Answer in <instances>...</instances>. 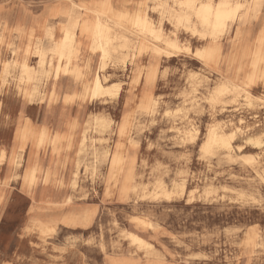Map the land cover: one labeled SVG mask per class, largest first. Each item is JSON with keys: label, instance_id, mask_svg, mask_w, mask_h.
Returning a JSON list of instances; mask_svg holds the SVG:
<instances>
[{"label": "rangeland", "instance_id": "374dc122", "mask_svg": "<svg viewBox=\"0 0 264 264\" xmlns=\"http://www.w3.org/2000/svg\"><path fill=\"white\" fill-rule=\"evenodd\" d=\"M102 1L0 0V27L6 28L5 42L0 46L2 61L9 60L8 49L18 45L19 28L27 29L28 33L37 30L33 34L42 38L44 28L54 26L60 35L62 19L53 17L54 12L76 10L77 6ZM111 1L117 11L146 10L159 26L162 18L155 9L168 0ZM236 26L221 42L224 52L233 43L238 48L255 47L264 32V5L256 17L241 24L239 38ZM162 29L168 37L174 36L175 28L168 20H163ZM177 34L180 45L190 48L189 53L183 51L176 58L162 56L152 61L149 55L132 60L130 51L123 61L127 52H118L108 61L103 78L107 85L121 84L118 99L107 98L94 104L81 99L67 105L63 97L76 84L63 78L57 83V99L48 108L36 103L23 104L13 78H9L5 88L0 86V145L6 147L11 144L14 120L22 106H27L28 115L37 124H42L49 110L53 114L48 121L52 127L62 113L78 118L82 130L96 118L110 121L112 126L106 131L95 134L90 130L87 143L90 146V139L94 138L105 146L109 144L106 150L110 154L119 141L118 126L127 117L131 125L123 146L134 159L132 185L137 187L136 193L126 199L119 198L117 188L108 178V159L96 164L94 175L82 165L74 188L73 163L81 157L85 164H93L91 148L79 155L78 135L68 154L69 166L58 169L57 180L63 184L51 185L49 190L71 197L75 207L95 210L93 223L87 228L60 226L49 236L38 231L27 232L32 199L21 183L14 181L6 189V200L0 206V264H108L110 258L121 257L134 258L142 264H264V80L258 79L251 90L258 98L252 107L233 95L211 104L208 91L224 77L234 78V73L223 63L199 62L194 52L207 45L183 30ZM126 35L136 42L133 36ZM88 45L86 42L83 59L90 61L91 72L85 83L91 82L100 65L99 58L87 52ZM37 61L33 59L30 64L36 66ZM150 64L158 69L152 91L159 106L154 115L141 109L144 85H132L134 72L146 70ZM78 86L81 89V84ZM195 96L199 106L185 103ZM185 115L198 129L193 137L173 129L188 127ZM241 119L246 122V129L233 142V155L229 156L223 148H215L211 154L203 152L212 125H238ZM254 157L259 158L257 165L249 161ZM23 170L18 174L22 175ZM6 171L5 166L0 167V179L6 176ZM184 180L187 189L182 191ZM158 184L170 193L169 199L152 197ZM134 217L149 222L153 228L136 223ZM129 232L153 248L138 249L130 242ZM247 233L252 234L253 245L245 244Z\"/></svg>", "mask_w": 264, "mask_h": 264}, {"label": "bare ground", "instance_id": "6f19581e", "mask_svg": "<svg viewBox=\"0 0 264 264\" xmlns=\"http://www.w3.org/2000/svg\"><path fill=\"white\" fill-rule=\"evenodd\" d=\"M263 5L264 0H168L160 3L155 9L162 18L159 26L151 20L146 10H138L134 13L117 11L111 0H104L95 5L77 6L76 10L56 11L52 16L62 19L59 22L63 24L60 35L59 30L54 26L44 28L42 38H37V34H33L37 30L28 33L27 29L19 28L18 45L8 49L10 59L2 61L0 54V86L5 88L9 78H13L15 89L20 94L23 104L36 103L41 106L46 105L48 108L57 99L59 94L57 83L63 78L72 79L76 84L75 87L68 88L63 97L67 105L81 99H87L92 104L107 98L118 99L122 92L121 84L107 85L106 79L103 78L108 61L118 52H127L123 61H126L130 51L133 52L132 60L149 55L152 61L162 56L168 59L176 58L183 51L189 53L190 48L182 47L177 36V32L183 30L207 45L194 52L199 62L206 65L223 63L229 72L234 73V78L224 77L208 91L210 95L208 101L215 104L219 103L223 97L233 95L241 97L247 106L252 107L258 98L253 96L251 90L258 79L264 80V68H262L264 66V32L253 49L238 48L239 45L233 43L230 49L224 52L221 42L229 30L237 24L236 37L239 38L241 24L252 16L256 17ZM164 19L174 26L173 37L164 34L162 29ZM5 30L6 28L0 27V46L5 42ZM127 33L133 36L136 42H133L126 35ZM86 42L89 43L87 50L89 55H95L100 60L98 70L92 75L90 83L84 82L91 72V63L89 60L85 61L83 55ZM33 59L38 60L36 66L30 64ZM157 71V66L150 64L146 70L137 69L132 77L134 87L140 83L144 85L141 109L152 115L159 106V100L153 96L152 91ZM194 91L198 93V89ZM185 103L190 104L191 107L200 105L197 96L186 100ZM51 114L47 110L49 118H52ZM185 118L188 125L186 129H173L184 136L193 137L198 134V129L189 120L188 115H185ZM60 120L62 126L52 130L46 122L37 127L29 118L20 116L12 149L10 151L0 149V165L7 166L5 179L0 180V205L6 200L5 192L9 184L13 181L20 182L33 203L35 201V205L30 208L25 230L38 231L44 236L52 235L60 226L87 228L94 221L95 210L75 207L71 197L62 196L60 191L49 190L51 185L63 184L62 180H57L58 169L61 166L65 167L70 161L68 154L75 146L78 135L81 138L79 155L84 154L86 148H91L93 164H85L81 157L73 163L72 186L74 188L82 165L86 172L91 170L94 175L97 170L96 164L100 161L108 162L109 159L108 178L113 181L114 188H117L118 197L126 199L131 193L137 191V187L132 185L134 159L123 146V141L128 139L131 125L127 117H124L118 126L119 141L116 150L111 154L109 150H106L110 147L109 144L105 146L94 138L90 139V146L87 144L90 130L95 131V134L106 131L112 126L110 121L96 118L82 130L78 118L62 113ZM245 124L246 122L242 119L238 125L215 123L211 126L202 148L203 152L211 154L215 148H223L229 156L233 155V142L238 134L244 133ZM42 153L46 154V159L43 158ZM25 155L27 159L24 158ZM249 161L252 165H257L259 158L254 157ZM22 168L23 173L19 175L18 171ZM38 188H43L45 195L36 202ZM181 188L182 191L187 189L186 180L182 182ZM152 194L154 199L161 196L170 198V193L166 192L161 184L153 189ZM133 219L138 224L153 228L145 220L138 217ZM127 236L130 242L138 246L140 250L153 248L151 244L134 233L129 232ZM252 242L253 236L250 233L245 244L253 245ZM108 264L142 263L134 258L121 257L110 258Z\"/></svg>", "mask_w": 264, "mask_h": 264}, {"label": "crops", "instance_id": "0c3cea01", "mask_svg": "<svg viewBox=\"0 0 264 264\" xmlns=\"http://www.w3.org/2000/svg\"><path fill=\"white\" fill-rule=\"evenodd\" d=\"M71 88V87H70ZM31 105H34V104H31ZM27 106H22L21 107V109H20V111L18 112V114H17V117H16V119L14 120V124H13V131H12V138H11V144L8 146V147H6L5 145H0V149H6V150H8V151H10L11 149H12V147H13V145H14V143H15V138H16V132H17V127H18V119L20 118V116H23L24 118H29L31 121H32V123L34 124V125H36L37 127H39V126H41L42 124H37V123H35L34 121H35V119L33 118V117H30L29 115H28V113H27ZM49 119H51V118H49L48 116H47V113H46V115L44 116V119H43V122L42 123H44V122H46L47 124H48V126L53 130L54 128L55 129H58V128H60L61 126H62V122H61V120H60V117H59V119L56 121V124H55V126H50V123H48V121H49ZM42 156H43V158H47V156H46V154H44V153H42ZM24 158L25 159H27V155H25L24 156ZM47 162H45V164H46ZM3 166H5V167H7L6 165H0V167H3ZM65 166H69V162H68V164H66ZM63 166H61V168H62ZM60 168V167H59ZM6 177V176H5ZM5 177L4 178H2V179H0L1 181H4V179H5ZM12 183H14V181L13 182H11L10 183V185L12 184ZM26 193V192H25ZM27 194V193H26ZM45 195V192H44V190H43V188H38V190H37V193H36V202L37 201H40V199L43 197ZM3 204V203H2ZM1 204V205H2ZM0 205V206H1ZM33 205H35V201H34V203H33V201H32V204H31V207L33 206ZM30 207V208H31Z\"/></svg>", "mask_w": 264, "mask_h": 264}, {"label": "snow or ice", "instance_id": "6c2138e0", "mask_svg": "<svg viewBox=\"0 0 264 264\" xmlns=\"http://www.w3.org/2000/svg\"><path fill=\"white\" fill-rule=\"evenodd\" d=\"M223 7V5H221Z\"/></svg>", "mask_w": 264, "mask_h": 264}]
</instances>
